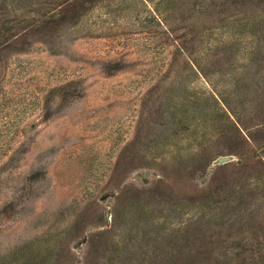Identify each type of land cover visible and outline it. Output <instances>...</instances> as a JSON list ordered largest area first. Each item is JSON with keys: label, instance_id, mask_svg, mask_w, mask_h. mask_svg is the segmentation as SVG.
I'll list each match as a JSON object with an SVG mask.
<instances>
[{"label": "rangeland", "instance_id": "374dc122", "mask_svg": "<svg viewBox=\"0 0 264 264\" xmlns=\"http://www.w3.org/2000/svg\"><path fill=\"white\" fill-rule=\"evenodd\" d=\"M0 264H264V0H0Z\"/></svg>", "mask_w": 264, "mask_h": 264}]
</instances>
